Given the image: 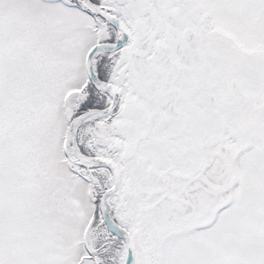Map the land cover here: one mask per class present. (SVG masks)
Wrapping results in <instances>:
<instances>
[{
  "label": "snow or ice",
  "instance_id": "obj_1",
  "mask_svg": "<svg viewBox=\"0 0 264 264\" xmlns=\"http://www.w3.org/2000/svg\"><path fill=\"white\" fill-rule=\"evenodd\" d=\"M0 264H264V0H0Z\"/></svg>",
  "mask_w": 264,
  "mask_h": 264
}]
</instances>
